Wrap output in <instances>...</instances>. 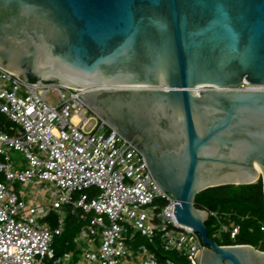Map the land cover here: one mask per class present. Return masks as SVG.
Instances as JSON below:
<instances>
[{
    "label": "water",
    "instance_id": "95a60500",
    "mask_svg": "<svg viewBox=\"0 0 264 264\" xmlns=\"http://www.w3.org/2000/svg\"><path fill=\"white\" fill-rule=\"evenodd\" d=\"M0 68L78 96L144 157L200 234L198 264H264L209 238L205 190L264 189V0H0ZM203 88L211 90L203 91Z\"/></svg>",
    "mask_w": 264,
    "mask_h": 264
},
{
    "label": "built area",
    "instance_id": "2783aa9c",
    "mask_svg": "<svg viewBox=\"0 0 264 264\" xmlns=\"http://www.w3.org/2000/svg\"><path fill=\"white\" fill-rule=\"evenodd\" d=\"M227 90L264 92V85ZM92 91L30 85L0 68V114L9 122L0 129V264H176L160 258L167 254L198 264L200 234L178 223L179 202L159 188L141 153L78 97ZM10 150L24 156L25 168L14 167ZM65 206L91 216L74 240L77 259L53 247ZM239 229L224 231L234 239ZM138 239L144 243L135 248Z\"/></svg>",
    "mask_w": 264,
    "mask_h": 264
},
{
    "label": "trees",
    "instance_id": "16d2710c",
    "mask_svg": "<svg viewBox=\"0 0 264 264\" xmlns=\"http://www.w3.org/2000/svg\"><path fill=\"white\" fill-rule=\"evenodd\" d=\"M2 128L0 125V129ZM195 208L209 214L205 223L208 235L219 246L249 245L264 252V189L261 179L251 185H227L205 190L195 197ZM63 211L64 232L55 239L53 247L58 256L70 253L77 259L80 251L74 240L87 228L91 216L83 218L81 211H75L70 206H65ZM51 221L54 226L53 218ZM231 225L240 228L238 236L232 239L231 230L224 231L223 240L218 242L214 232L218 228L228 229ZM160 258L168 257L160 255ZM172 260L175 263L181 262L175 255Z\"/></svg>",
    "mask_w": 264,
    "mask_h": 264
},
{
    "label": "rangeland",
    "instance_id": "374dc122",
    "mask_svg": "<svg viewBox=\"0 0 264 264\" xmlns=\"http://www.w3.org/2000/svg\"><path fill=\"white\" fill-rule=\"evenodd\" d=\"M47 99L49 101L50 104L54 105V106H59L60 102L59 99L56 98L53 93H49L47 96ZM8 119L5 115L0 114V125L5 128L8 127ZM108 132V131H106ZM9 156L11 158V161L13 162V165L16 169H23L26 166V161L24 156L16 151L10 150L9 152ZM3 161V158L0 156V162ZM224 230L222 228H218L216 232H214V237H216V240L218 242H221L224 238ZM143 240L142 239H138L137 242L134 243L135 248H137L140 244H143ZM169 259H173V254H167L166 255ZM71 264H74L73 262ZM176 264H188L186 262H176Z\"/></svg>",
    "mask_w": 264,
    "mask_h": 264
},
{
    "label": "bare ground",
    "instance_id": "6f19581e",
    "mask_svg": "<svg viewBox=\"0 0 264 264\" xmlns=\"http://www.w3.org/2000/svg\"><path fill=\"white\" fill-rule=\"evenodd\" d=\"M84 90H89L90 88L86 87V88H83Z\"/></svg>",
    "mask_w": 264,
    "mask_h": 264
}]
</instances>
